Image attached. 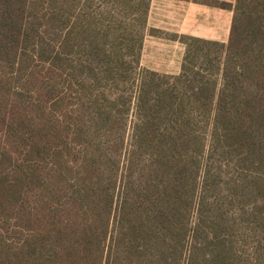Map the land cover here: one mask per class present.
<instances>
[{
  "label": "trees",
  "instance_id": "1",
  "mask_svg": "<svg viewBox=\"0 0 264 264\" xmlns=\"http://www.w3.org/2000/svg\"><path fill=\"white\" fill-rule=\"evenodd\" d=\"M138 1L134 52L111 24L85 39L86 19L0 0V145L34 155L10 153L8 187H27L20 218L35 227L16 229L0 264L262 263L257 228L243 233L253 257L233 244L235 224L223 232L217 190L224 173L247 190L260 179L247 162L264 158V0L220 5L233 11L227 43L177 35L179 74L141 67L151 0ZM235 138L250 147L220 160Z\"/></svg>",
  "mask_w": 264,
  "mask_h": 264
},
{
  "label": "rangeland",
  "instance_id": "2",
  "mask_svg": "<svg viewBox=\"0 0 264 264\" xmlns=\"http://www.w3.org/2000/svg\"><path fill=\"white\" fill-rule=\"evenodd\" d=\"M28 1L31 7L33 5V8L38 11L40 16L47 17L52 13L60 12L65 16L68 24L70 23L76 27L79 24L81 25L79 20L86 19L85 21L90 27L89 31L84 33L85 39L93 37L96 27L111 24L113 31L125 41L131 40L136 46L133 51H137V43L140 39L139 36L137 37V32L141 33L145 24L143 16L139 13L143 5L138 0H90L89 2L84 0ZM156 1L160 0L150 1L146 30H144L140 49L141 67L161 73L179 74L186 46L177 35L195 36L180 32L181 28L189 29L195 23L197 32L204 35L212 34V38L196 37L228 42L233 11L228 8H222L220 5H223V3L227 5L230 3L234 4L236 0H169L173 1L171 2L172 4L163 6H157ZM158 8H163L162 15L156 13L159 11ZM81 11L84 12L83 15H79ZM95 18L97 19L96 21ZM17 83H12V85ZM229 143L230 145L224 146H227L230 152L220 156V160L234 161L242 151H247V147H250V145H241L237 138L232 139ZM25 146L0 145V173H4L2 177L4 181L0 183L2 187L0 192L7 194L9 198L6 203L4 200L5 206L2 210L4 218L0 219V227L3 234V237L0 236V250L2 247L5 248L7 239L18 240L20 238L17 228L26 230L35 228L32 223L20 218V207L23 201L20 190L25 187L24 183L18 180L19 183L16 186L8 187L9 180L15 179L14 174L8 172L15 164V159L9 156L10 153L20 162L26 163V158L28 160L34 159L33 154L25 156L23 153ZM4 152L6 153L4 154ZM251 160H257L256 163L262 162L257 165H251L253 164L250 163L251 161L247 162V165L251 166L250 168L252 169L249 180L258 177L260 178L258 182L249 181L248 184L252 187L247 190L237 186L235 180L228 179L227 174L224 173L217 192H221L220 201L223 199L224 212L226 213V219L222 223L223 232L233 233V229L226 225L235 224L237 226L236 232L231 234L233 236V244H235V241H241L245 244L244 249L247 252V256L251 255L250 257H253L254 252L252 253L253 249L251 246L254 242L252 234L255 235V233L252 231L251 236L249 234L247 236L246 234L243 235V233H246L245 227L248 230L253 227L257 228L263 239L261 246L262 252H264V158L262 157V160H259L256 157L251 158ZM24 189H27V187ZM228 217L229 220L227 219ZM261 236L258 237L261 238ZM261 261V264H264V255Z\"/></svg>",
  "mask_w": 264,
  "mask_h": 264
},
{
  "label": "crops",
  "instance_id": "3",
  "mask_svg": "<svg viewBox=\"0 0 264 264\" xmlns=\"http://www.w3.org/2000/svg\"><path fill=\"white\" fill-rule=\"evenodd\" d=\"M171 2H173V1H169V0H160V1H156V4H157V6L159 5V6H163V5H170V4H172ZM159 9V11L158 12H156L157 14H160V15H162V12H163V8H158ZM180 32H183V33H189V34H192V35H195V36H201V37H207V38H212V34L210 33V34H206V35H204V34H202V33H199V32H197V29H196V23L194 24V25H192L189 29H180Z\"/></svg>",
  "mask_w": 264,
  "mask_h": 264
}]
</instances>
